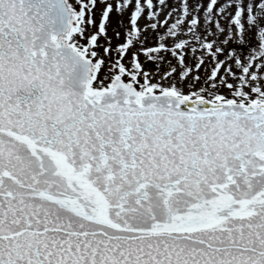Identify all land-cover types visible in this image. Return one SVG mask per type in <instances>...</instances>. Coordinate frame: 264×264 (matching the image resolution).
<instances>
[{
  "label": "snow or ice",
  "instance_id": "1",
  "mask_svg": "<svg viewBox=\"0 0 264 264\" xmlns=\"http://www.w3.org/2000/svg\"><path fill=\"white\" fill-rule=\"evenodd\" d=\"M103 2L97 28L98 0H0V264H264V3L235 4L257 44L233 66L195 17L145 48L154 0H120L131 28L113 48ZM193 44L196 69L214 65L199 89ZM141 52L171 53L182 75L153 82Z\"/></svg>",
  "mask_w": 264,
  "mask_h": 264
},
{
  "label": "rangeland",
  "instance_id": "2",
  "mask_svg": "<svg viewBox=\"0 0 264 264\" xmlns=\"http://www.w3.org/2000/svg\"><path fill=\"white\" fill-rule=\"evenodd\" d=\"M244 3H246V4L252 3L253 4V12L251 15L255 16L257 11L259 10L260 3H264V0H250V1L244 0ZM208 4H209V0H208ZM206 8L207 7L204 6L203 8H200L199 11L192 12L187 17L183 16L182 10H178L175 12L172 11V12H170L171 15H169L170 13H167V12H161L160 13V20H159L160 21V23H159L160 27L158 30V38L154 39V35L152 33H145L144 36L147 37V40L145 43V48H148L147 46L159 44L160 35H165L167 28L170 27L171 24L174 23L177 19L184 20L183 28H184V31L187 33L188 27L190 26V22L195 17L199 21L197 28H196V31H198L201 34V37L203 39H205L206 43L214 41L216 44H219V46L223 48V52L221 54H219V59L224 60L226 64H233V66H234V61L228 59L229 53L239 54L245 60H247L248 56L254 54L257 41L250 39V37L253 36L255 34V32L253 31L252 33H250L247 31V28H248V24L246 22L247 17H242V22L245 23V29L246 30L243 33H241L240 27L239 26L235 27V29L238 30V33H237V36H234L232 38L231 35L235 34V33H233V31L235 30L234 28L231 31L226 30L222 34L220 32H218V30L216 28L217 23H220L222 26L226 27L225 24H226L227 19L224 18L225 16L222 17V18H224V21H220V18L218 17V11L214 7L213 14L209 15V18L206 21L205 20ZM244 14L246 15V12ZM165 21H167V23H165ZM164 23H165V27H162L161 25ZM261 23L264 24V20H261ZM107 35L109 36V34H107ZM242 37L245 41L243 43L241 42ZM109 38L111 39V36ZM181 39H191V33H188L187 35L181 36ZM225 39L228 40V43L226 45L220 43V42L224 41ZM100 42L105 43V41L103 39H101ZM168 44L169 45L172 44V39L168 40ZM105 46H107V45H105ZM112 46H113V48H116L119 45L113 44V41H112ZM192 48H195L196 51L193 52ZM133 51H135V50H133ZM201 52H202L201 46L199 44H193L191 47H189L187 49L186 52L182 53L185 55V64L192 69V71L189 73V75H188V77H186V79H192L194 76H197V75L200 77V81L196 82L194 84V87L196 89H199L202 86H207L212 82L208 79V75L211 72V69L214 67L213 64L208 63V61L206 59L205 64L202 65L199 69H196V67H195V65L201 59ZM112 57H113V60L116 58L115 52L112 53ZM130 59H131V55L129 54L128 56L125 57V60L122 62L127 63V61ZM139 59L143 65L144 70L148 72L149 66L146 63V62H148V59L146 58L145 55H143V52H141ZM153 62L156 65H158L159 67H161L160 71L158 73H156V75H154V76L150 75L152 77L153 82H156V79L158 77H161V79L163 78V79H168V80H170L172 78V77L166 75L165 73H163L164 72L163 67L166 65L170 66V67H177V73H174L173 74L174 76L175 75H182V73L180 71L182 66L178 65L177 58H174L171 55V53H165L163 55H159L158 59L153 60ZM205 69H208V71L206 72ZM234 71H238V70H236L234 68Z\"/></svg>",
  "mask_w": 264,
  "mask_h": 264
},
{
  "label": "flooded vegetation",
  "instance_id": "3",
  "mask_svg": "<svg viewBox=\"0 0 264 264\" xmlns=\"http://www.w3.org/2000/svg\"><path fill=\"white\" fill-rule=\"evenodd\" d=\"M250 1V0H249ZM120 2V0H107V3H110L113 6V11L111 13H109V20L107 22H105L106 25V29H107V34H109L108 37L111 36V41H113V44H117L120 45L122 43L125 42L126 40V30L131 28V24H130V17L133 13V10L131 8L126 9L123 14H121L120 12L116 11V7L118 5V3ZM210 2V0H209ZM184 3V0H165V5H161L159 0H154V4L156 6L155 11H156V18H152L149 16H143V18L138 20V26L144 30V34L145 33H152L154 35V39L158 38V30L160 25L158 24L157 29H149V25L151 23H156V20H160V13L161 12H167L170 13L172 12L173 8H176L177 11L178 10H182V4ZM187 3L192 6V8H198L200 10V8H203L204 6L207 7L208 4V0H187ZM236 3H239V0H218L217 5L215 6L216 10L218 11V17L220 18V21H224V18H222L223 16L229 15L232 18V26L229 27V20L226 21V27L225 29L228 31L233 30V28L235 29V27H237L238 25L234 24V14L237 11V8L235 6ZM246 5V3H245ZM224 6H229L227 7V10L225 13H221L220 12V8L224 7ZM105 8V3L103 2V0H98V7L95 10V22L98 28L99 23L102 20V11ZM192 12H196V11H191ZM246 12V11H245ZM252 14V13H251ZM248 13L246 12V15L243 14L242 17H248ZM160 23V21H159ZM162 27H165V23L161 25ZM97 28H93V31H96ZM117 32H119V38L117 37ZM233 35L232 38L234 36H237L238 30H234L233 31ZM158 42V41H157ZM236 44V43H235ZM153 46H158L157 45H151ZM151 46H147V47H151ZM165 54L164 52H161L159 55H163ZM144 55V54H143ZM158 59V58H157ZM147 65L149 66V75L154 76L156 75V73H158L161 69V67H159L158 65H156L153 60H148V62H146ZM179 65V64H178ZM181 66V65H179ZM163 73H165L166 75H168V72L171 71V67L170 66H164L163 67ZM161 81V77H158L156 79V82ZM163 82L167 83L168 79H163Z\"/></svg>",
  "mask_w": 264,
  "mask_h": 264
}]
</instances>
